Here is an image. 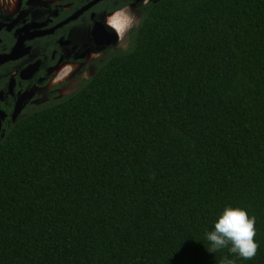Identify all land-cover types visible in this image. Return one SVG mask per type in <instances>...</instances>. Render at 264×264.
I'll use <instances>...</instances> for the list:
<instances>
[{
    "label": "trees",
    "instance_id": "obj_1",
    "mask_svg": "<svg viewBox=\"0 0 264 264\" xmlns=\"http://www.w3.org/2000/svg\"><path fill=\"white\" fill-rule=\"evenodd\" d=\"M127 38L14 118L36 80L0 65V264H264V0L150 1ZM227 206L251 260L206 249Z\"/></svg>",
    "mask_w": 264,
    "mask_h": 264
},
{
    "label": "flooded vegetation",
    "instance_id": "obj_2",
    "mask_svg": "<svg viewBox=\"0 0 264 264\" xmlns=\"http://www.w3.org/2000/svg\"><path fill=\"white\" fill-rule=\"evenodd\" d=\"M75 1L0 0V65L18 61L5 81L6 90L11 94L15 83L19 85L22 81L36 80L26 89L16 90L11 118L21 109L15 108L20 92L34 85L57 87L79 71H85L83 68L88 63L92 62L94 66L93 60L105 55L109 46L119 48L123 38L126 46L129 31L122 38L119 37L112 28L106 26L105 18L118 8L130 6L139 19L141 5L145 4L144 0H97L75 18L53 27L90 0H78L83 3L71 10ZM119 2L121 4L115 8L107 9ZM62 10L70 12L60 16ZM72 24L83 31V37L78 41L73 36ZM83 78L86 77L80 80ZM4 118V110L0 108V130Z\"/></svg>",
    "mask_w": 264,
    "mask_h": 264
},
{
    "label": "clouds",
    "instance_id": "obj_3",
    "mask_svg": "<svg viewBox=\"0 0 264 264\" xmlns=\"http://www.w3.org/2000/svg\"><path fill=\"white\" fill-rule=\"evenodd\" d=\"M144 3L147 4L148 0H144ZM136 22L137 17L130 6L118 8L105 18L106 26L112 28L121 38ZM255 225L256 217L250 216L246 209L227 206L214 222V229L205 234L208 241L206 249L215 254L227 249L230 254L251 260L259 250L255 240ZM220 264H235V260L225 256Z\"/></svg>",
    "mask_w": 264,
    "mask_h": 264
},
{
    "label": "rangeland",
    "instance_id": "obj_4",
    "mask_svg": "<svg viewBox=\"0 0 264 264\" xmlns=\"http://www.w3.org/2000/svg\"><path fill=\"white\" fill-rule=\"evenodd\" d=\"M71 26L74 28L73 36L78 41L79 39L83 37V31L76 24H72ZM125 43H126V40L125 38H123L119 42V46L124 47ZM93 68L94 66L92 62L88 63L83 68V69H86L85 71L83 72L82 70L79 71L78 73L74 74L70 79H68L66 82H64L63 84H59L57 87L47 88L46 86H43V85H34L30 89L20 92L18 95V99L16 101L15 108H18V107L22 108L25 102L29 104L31 103L38 104V103L45 102L49 100L50 98L63 96L71 92L72 90L75 89L81 77H88L92 74Z\"/></svg>",
    "mask_w": 264,
    "mask_h": 264
},
{
    "label": "water",
    "instance_id": "obj_5",
    "mask_svg": "<svg viewBox=\"0 0 264 264\" xmlns=\"http://www.w3.org/2000/svg\"><path fill=\"white\" fill-rule=\"evenodd\" d=\"M97 0H90L88 3H86L84 6L80 7L76 12H74L72 15L68 16L67 18H65L64 20H62L60 23H58L57 25L53 26L56 27L62 23L67 22L68 20L75 18L78 13H80L83 9L87 8L88 6L92 5L93 3H95ZM53 27L50 29V31L53 29Z\"/></svg>",
    "mask_w": 264,
    "mask_h": 264
}]
</instances>
